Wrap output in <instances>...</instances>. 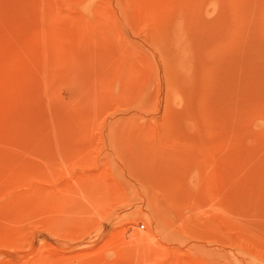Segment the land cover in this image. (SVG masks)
I'll return each instance as SVG.
<instances>
[{"label": "rangeland", "instance_id": "rangeland-1", "mask_svg": "<svg viewBox=\"0 0 264 264\" xmlns=\"http://www.w3.org/2000/svg\"><path fill=\"white\" fill-rule=\"evenodd\" d=\"M0 264H264V0H0Z\"/></svg>", "mask_w": 264, "mask_h": 264}, {"label": "bare ground", "instance_id": "bare-ground-1", "mask_svg": "<svg viewBox=\"0 0 264 264\" xmlns=\"http://www.w3.org/2000/svg\"><path fill=\"white\" fill-rule=\"evenodd\" d=\"M179 41H180V39H179ZM182 41V40H181ZM178 44V43H177ZM178 45H180V44H178ZM186 45V44H185ZM184 51H185V49H184ZM186 52H188L187 54H189V51H188V49H187V51ZM183 53V52H182ZM186 59H188L187 58V56H186ZM181 60H182V58H181ZM184 60V59H183ZM186 62H188L187 60H185ZM185 63V62H184ZM187 64V63H186ZM178 66V65H177ZM182 68H184V67H182ZM180 69V68H179ZM184 70V69H183ZM182 71V70H181ZM187 71H188V69H187ZM190 71V70H189ZM189 71H188V73H189ZM188 73H186L187 75H188ZM186 80H188V79H186Z\"/></svg>", "mask_w": 264, "mask_h": 264}]
</instances>
